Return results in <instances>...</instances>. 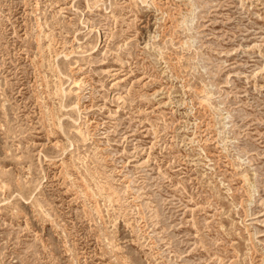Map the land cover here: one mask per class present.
<instances>
[{
	"label": "rangeland",
	"instance_id": "obj_1",
	"mask_svg": "<svg viewBox=\"0 0 264 264\" xmlns=\"http://www.w3.org/2000/svg\"><path fill=\"white\" fill-rule=\"evenodd\" d=\"M0 264H264V0H0Z\"/></svg>",
	"mask_w": 264,
	"mask_h": 264
},
{
	"label": "bare ground",
	"instance_id": "obj_2",
	"mask_svg": "<svg viewBox=\"0 0 264 264\" xmlns=\"http://www.w3.org/2000/svg\"><path fill=\"white\" fill-rule=\"evenodd\" d=\"M63 95V94H62Z\"/></svg>",
	"mask_w": 264,
	"mask_h": 264
}]
</instances>
